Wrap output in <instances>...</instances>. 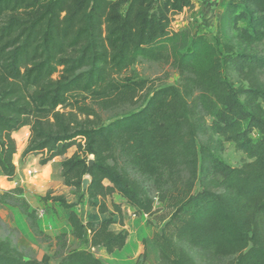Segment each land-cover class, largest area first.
<instances>
[{"label": "trees", "instance_id": "1", "mask_svg": "<svg viewBox=\"0 0 264 264\" xmlns=\"http://www.w3.org/2000/svg\"><path fill=\"white\" fill-rule=\"evenodd\" d=\"M192 8L190 0H0V176L14 178L12 135L27 127L22 156H40L42 167L63 158V185L82 192L87 178L82 193L100 199L101 214L113 194L146 216L155 201L163 206L156 264H264V0L228 1L214 42L172 29V17ZM138 60L171 61L179 85L119 78ZM139 101L102 123L101 113ZM206 118L246 162L231 167L215 157L220 144L200 139ZM52 200L70 207L62 196ZM68 223L91 248L125 246L126 232L110 231V219L92 227L70 212ZM57 243L64 249L63 236ZM0 264L40 263L4 238ZM58 264L102 263L76 250Z\"/></svg>", "mask_w": 264, "mask_h": 264}, {"label": "rangeland", "instance_id": "2", "mask_svg": "<svg viewBox=\"0 0 264 264\" xmlns=\"http://www.w3.org/2000/svg\"><path fill=\"white\" fill-rule=\"evenodd\" d=\"M193 8L183 10L172 17L171 27L175 31L189 30L191 33L203 34L210 42H214L216 20L226 3L230 0H190ZM257 50L264 56V39L257 44ZM264 80V70L260 74ZM134 77L144 80L146 86L157 89L166 86L179 85V76L171 61L147 62L138 60L127 72L119 78ZM224 80L234 88L240 85L238 79L230 72H224ZM142 101L132 106H121L100 114L102 123L127 115L139 109ZM211 119L206 118L207 132L200 139H211L215 145L221 146L214 153L215 157L231 167H239L246 162L245 156L236 151L234 145L224 142L213 135L209 129ZM28 129H20L12 135L16 146L14 156L15 175L9 181L0 176V239L8 238L26 259L38 261L40 264H58L60 258L71 251L87 250L102 264H156L157 249L153 238L161 233L164 223L161 219L166 212L163 206L154 202L156 213L152 216L140 214L130 207L119 195L113 194L106 198V213L98 211L100 199H89L84 193L63 185L60 162L56 158L46 166H40V156L23 157L27 145ZM256 138V135L253 136ZM75 152L71 148L65 157ZM199 191L198 185L195 192ZM4 193H10V198L2 201ZM62 196L70 207L63 208L52 200ZM15 200H22L32 214L31 223L21 212ZM114 206L119 208L116 212ZM73 212L83 222H89L92 227L102 220L110 219L109 227L113 233L126 232L125 246L111 254L102 248L89 247L86 240L78 241L72 237L68 215ZM63 236L64 249L58 247L57 238ZM228 264V262H224Z\"/></svg>", "mask_w": 264, "mask_h": 264}, {"label": "water", "instance_id": "3", "mask_svg": "<svg viewBox=\"0 0 264 264\" xmlns=\"http://www.w3.org/2000/svg\"><path fill=\"white\" fill-rule=\"evenodd\" d=\"M92 164H93V159L90 158V159L88 160V162H87V165H88V167H91ZM87 184H88V179L86 178V179H84L83 182H82V188H81L82 192H85V189H86Z\"/></svg>", "mask_w": 264, "mask_h": 264}, {"label": "crops", "instance_id": "4", "mask_svg": "<svg viewBox=\"0 0 264 264\" xmlns=\"http://www.w3.org/2000/svg\"><path fill=\"white\" fill-rule=\"evenodd\" d=\"M25 128L28 129L27 127H24V128H22V129H25Z\"/></svg>", "mask_w": 264, "mask_h": 264}]
</instances>
